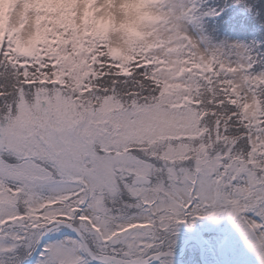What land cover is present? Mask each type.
Masks as SVG:
<instances>
[{"label": "snow or ice", "instance_id": "obj_1", "mask_svg": "<svg viewBox=\"0 0 264 264\" xmlns=\"http://www.w3.org/2000/svg\"><path fill=\"white\" fill-rule=\"evenodd\" d=\"M151 7L125 57L0 40V264H264V53Z\"/></svg>", "mask_w": 264, "mask_h": 264}, {"label": "clouds", "instance_id": "obj_2", "mask_svg": "<svg viewBox=\"0 0 264 264\" xmlns=\"http://www.w3.org/2000/svg\"><path fill=\"white\" fill-rule=\"evenodd\" d=\"M151 6L152 0H0V40L7 36L20 55L35 54L41 46L57 51L53 43L79 52L85 42H102L111 33V54L125 57L130 46L121 34L133 41L146 36L155 20ZM73 63L69 59L67 66ZM82 69L76 60L73 71Z\"/></svg>", "mask_w": 264, "mask_h": 264}, {"label": "trees", "instance_id": "obj_3", "mask_svg": "<svg viewBox=\"0 0 264 264\" xmlns=\"http://www.w3.org/2000/svg\"><path fill=\"white\" fill-rule=\"evenodd\" d=\"M206 27L214 34L233 37L240 42L258 45L264 53V0H201Z\"/></svg>", "mask_w": 264, "mask_h": 264}, {"label": "rangeland", "instance_id": "obj_4", "mask_svg": "<svg viewBox=\"0 0 264 264\" xmlns=\"http://www.w3.org/2000/svg\"><path fill=\"white\" fill-rule=\"evenodd\" d=\"M201 0H199V7H200V11H201ZM203 13V12H201ZM205 15H202L201 16V19H200V28L202 29V32L203 34L207 35L209 37L210 40H212V42L214 43H221V42H224V41H227L229 43H236V42H239V43H243V44H247V43H244V42H240L238 41L237 39L233 38V37H223V36H219L218 34H214V32L212 31V29L210 28H207L205 25L206 23H204V19H205ZM24 21L22 20L21 21V24H23Z\"/></svg>", "mask_w": 264, "mask_h": 264}]
</instances>
